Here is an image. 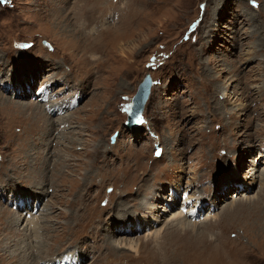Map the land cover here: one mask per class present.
Returning a JSON list of instances; mask_svg holds the SVG:
<instances>
[{"label":"rangeland","instance_id":"1","mask_svg":"<svg viewBox=\"0 0 264 264\" xmlns=\"http://www.w3.org/2000/svg\"><path fill=\"white\" fill-rule=\"evenodd\" d=\"M263 152L264 0H0V264H264ZM189 184L184 228L154 200Z\"/></svg>","mask_w":264,"mask_h":264},{"label":"bare ground","instance_id":"2","mask_svg":"<svg viewBox=\"0 0 264 264\" xmlns=\"http://www.w3.org/2000/svg\"><path fill=\"white\" fill-rule=\"evenodd\" d=\"M93 5V4H92ZM90 8V7H89ZM89 8H87V9H89ZM86 8L83 10V12H85V11H88ZM89 11H91V10H89ZM93 54V53H92ZM10 82V81H9ZM50 84H49V86L47 87V88H44L43 90H42V93H40L38 96L37 95H33L32 94V97L30 98L31 100H34L36 103H40V104H46L49 108H47V111L48 110H51V114H53V115H62L65 111H70L71 109H74V108H71L72 107V105L70 104V103H68V101H66V104H63V106H62V103L60 102V103H55V101H52L53 100V94H52V92H51V81H48ZM42 83H44V82H42ZM42 83H40V84H42ZM46 83V82H45ZM6 83H1V85H5ZM12 86V85H11ZM3 88V87H2ZM5 88V87H4ZM5 91H7L8 92V87L7 88H5ZM50 92V94H49V99H47V95H45L46 94V92ZM33 92V91H32ZM15 94H16V92H15ZM222 98H224V97H227V95H226V92H224V89L222 90ZM39 97V98H38ZM36 98H38V99H36ZM132 103H133V101H132ZM78 106V105H77ZM76 106V107H77ZM133 106L135 107V109H137V107L135 106V101H134V103H133ZM36 108V107H35ZM241 109H242V107H241ZM230 111V110H229ZM242 111V110H241ZM49 113V112H48ZM49 113V114H50ZM43 118V117H42ZM68 117H65V119H67ZM65 119H62L61 120V124H64L65 122H64V120ZM67 122V121H66ZM64 127V126H63ZM262 156V155H261ZM263 158H264V156H262ZM261 157V158H262ZM260 174L263 176L264 175V173H263V171L262 172H260ZM248 176V175H247ZM253 176V175H252ZM249 177V176H248ZM251 182V181H250ZM235 185H237V184H240V182H238V181H236V182H233ZM189 187H190V184L189 185H187L186 186V188H181V190L183 189V191H187V193H180V192H177V190H179V189H175V188H172V187H170L169 188V190L167 191V196H165V199H164V196L162 195V191H160V193H158L157 195H156V198H155V200L154 201H159L158 203L159 204H161V205H165V207H166V211L164 212V217H170L169 218V223L171 222V221H173L174 219L175 220H180L181 222L183 221V224H182V227H184L185 228V225H184V222L185 223H187V227L189 226L188 225V223H191V221L192 220H195V219H197V218H200V216H204L205 214H207L206 215V217H205V220H207L208 221V219L209 220H211L214 216H215V214H211L210 213V211H208L207 213H206V211L208 210L207 208H204V206H206V204L207 203H204V202H202V203H199V200H201V199H205V198H194V196L193 195H190V189H189ZM233 186H231V188H232ZM239 190V189H238ZM237 190V191H238ZM21 193V192H20ZM19 192H13V193H11V197L13 196V198L11 199V197L10 198H8V200H7V202L9 203V205L11 206H13L14 208H15V210H21V212H22V214L24 215L23 217L21 216V215H18L17 217H18V219L20 220V222H22V221H24L26 218H25V216H27L28 218H31V220H26V227H28V226H30V225H32V227L34 226V224L35 223H37L38 222V217H36V216H33L32 215V213H31V210H32V208H31V210L30 211H25V210H28V209H30V206H32L31 205V202H30V198L29 197H27V200H29V202L28 203H26L27 201H24L22 198H20V197H17V194H20ZM9 196V195H8ZM32 196V195H31ZM187 196H189V197H187ZM17 197V198H16ZM15 198V199H14ZM29 198V199H28ZM33 198L35 199V201H36V204H35V206H36V208H34L33 210H32V212H33V214H35V212H37V209H38V202L40 203V201L42 200L41 198L42 197H40V196H38V194L37 195H33ZM11 199V200H10ZM39 199H40V201H39ZM180 199V205L182 204V203H185V205L184 206H182L181 208H179V204H178V206H177V204H176V206H177V208H178V210L176 209V211H174V209L176 208V206H175V203L178 201ZM182 199V200H181ZM191 201H190V200ZM16 200H20L22 203L20 204V207L18 206V204L16 203ZM31 200H33V199H31ZM148 201V200H147ZM193 202V203H192ZM201 202V201H200ZM26 203V204H25ZM199 204H201V205H199ZM14 205H16V206H14ZM208 205V204H207ZM212 204H210V206H211ZM22 207V208H21ZM144 207L146 208V209H150V208H153V209H155L154 207H156V205L155 204H153V202H146L145 204H144ZM35 209H36V211H35ZM198 209H199V213L200 212H202V214H199L198 216H194L193 215V213H198ZM26 212V214H24ZM28 213H29V215H28ZM17 217H15V219H13V224H14V221L16 222L15 224H17ZM25 218V219H24ZM137 218H139L138 216H137ZM140 219V218H139ZM147 221H148V223H145V222H143L141 219V222L142 223H144L145 225H152V223H155V222H151L149 219H147V218H145ZM191 221H190V220ZM187 220H189L190 222H186ZM167 221V222H168ZM191 226H194V224L192 223V224H190ZM13 226V225H12ZM11 226V227H12ZM139 226V225H138ZM14 227H15V225H14ZM17 227V226H16ZM131 227H133V226H131ZM149 226H147V228H148ZM175 228V227H174ZM126 229H128L127 227L124 229V230H118V233L120 232V233H123V232H125L124 234H127L128 233V231L126 230ZM133 229V228H132ZM30 230V229H29ZM33 230V231H32ZM29 233L30 234H32V235H34L35 234V232H36V230H34V228L32 229ZM11 232V231H10ZM17 233V232H16ZM11 234V233H10ZM14 234H15V232H14ZM152 234V233H151ZM154 234V233H153ZM7 235V234H6ZM18 245H20V244H18ZM26 246V245H25ZM27 247V246H26ZM25 247H23V248H21L22 250L24 249ZM36 252H38V250H36ZM74 253V252H73ZM69 254V252H68V254H63V255H61L60 257H59V259L58 260H56V261H54V264H81V262H80V256H79V253H77V257H75L74 256V254ZM54 260V259H53ZM53 260H52V263H53Z\"/></svg>","mask_w":264,"mask_h":264},{"label":"water","instance_id":"3","mask_svg":"<svg viewBox=\"0 0 264 264\" xmlns=\"http://www.w3.org/2000/svg\"><path fill=\"white\" fill-rule=\"evenodd\" d=\"M151 81L149 77L146 75L145 78L142 80V82L139 84L136 93L132 96V101L135 106L137 107V113L140 112V109L143 107L145 101L147 100V97L149 95V89H150ZM133 103L129 105V112L135 114V107L133 106Z\"/></svg>","mask_w":264,"mask_h":264}]
</instances>
